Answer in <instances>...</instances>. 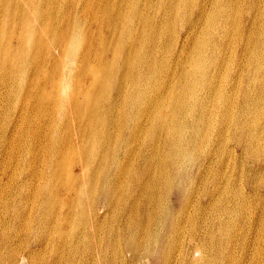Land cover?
I'll return each mask as SVG.
<instances>
[{
    "label": "bare ground",
    "instance_id": "1",
    "mask_svg": "<svg viewBox=\"0 0 264 264\" xmlns=\"http://www.w3.org/2000/svg\"><path fill=\"white\" fill-rule=\"evenodd\" d=\"M259 65L264 0H0V264H264Z\"/></svg>",
    "mask_w": 264,
    "mask_h": 264
},
{
    "label": "rangeland",
    "instance_id": "2",
    "mask_svg": "<svg viewBox=\"0 0 264 264\" xmlns=\"http://www.w3.org/2000/svg\"><path fill=\"white\" fill-rule=\"evenodd\" d=\"M247 6V5H246ZM249 9V7L247 6V10ZM259 52V51H258ZM237 58V57H236ZM239 62V59L237 58V60L234 58H232L231 60V64L234 63V65L236 63ZM245 63V65H243V68H245V71H249V69L251 68V57H250V54H248L247 56H244L243 57V64ZM258 67L262 68L263 71H264V65H259ZM236 68L233 67V71H235ZM259 73H262V72H259ZM261 77V86H260V90H259V95H258V98H262L264 99V97H262L264 95V74L260 76ZM248 98H249V94H247ZM264 106V105H263ZM244 115H247L248 117L249 116H252L254 119L252 120V124L251 125H257V131H256V138L258 139V143H261V144H264V107L263 109L259 110L257 112V114H252V113H248V111H245L244 110ZM227 136V137H226ZM226 136H224V140L222 138H215L213 141H214V144L217 145V144H221L222 145V142H224L225 145L229 146L230 148H232V146H234V141L229 139V135L228 133L226 134ZM227 141V142H226ZM226 142V143H225ZM243 144L245 145L246 142H243ZM228 147V149L230 150V148ZM264 154V152H262L260 155ZM246 159H249L247 158L246 156L244 157ZM244 158L241 159V161L239 162V165L241 167V164L242 163H246ZM250 160V159H249ZM242 162V163H241ZM261 160L258 161V163H260ZM263 166H264V163H262ZM247 165V163H246ZM239 169V168H238ZM252 208V207H251ZM109 218L111 216H108ZM249 225V224H247ZM248 227V226H247ZM246 227V230L245 232H247L249 230V228L247 229ZM253 252V251H252ZM263 252V251H262ZM260 252V259L264 258V252L262 253ZM255 254V253H252V255ZM251 255V256H252ZM128 261H127V264H132L133 262L131 261V257L128 256ZM133 264H137V263H133Z\"/></svg>",
    "mask_w": 264,
    "mask_h": 264
}]
</instances>
